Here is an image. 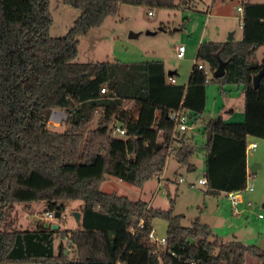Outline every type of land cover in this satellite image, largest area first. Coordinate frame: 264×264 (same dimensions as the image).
<instances>
[{
	"label": "trees",
	"instance_id": "1",
	"mask_svg": "<svg viewBox=\"0 0 264 264\" xmlns=\"http://www.w3.org/2000/svg\"><path fill=\"white\" fill-rule=\"evenodd\" d=\"M192 2L63 0L81 14L65 36L53 38L51 0H0V264H248L249 257L264 264L256 245L226 242L199 219L182 225L173 213L177 194L163 210L101 190L109 178L143 187L161 176L171 155L196 170L194 138L174 140L169 114L183 107L197 124L212 82L221 94L227 86L241 88L244 121L218 116L205 123V192L247 187L248 138L264 140V75L263 85H253L264 67V57H257L264 47V3L242 0L240 41L201 43L187 85L171 83L178 72L168 75L161 60L77 62L81 39L122 5L186 10ZM220 61L225 74L215 78ZM54 111L66 115L64 131L51 129ZM98 115L96 128L85 133ZM69 201L82 202L80 228L61 227ZM36 202L60 213L58 229L45 222L35 230L14 228L9 214L16 204ZM155 219L168 223L165 246L149 238ZM58 239L67 245L56 253Z\"/></svg>",
	"mask_w": 264,
	"mask_h": 264
},
{
	"label": "rangeland",
	"instance_id": "2",
	"mask_svg": "<svg viewBox=\"0 0 264 264\" xmlns=\"http://www.w3.org/2000/svg\"><path fill=\"white\" fill-rule=\"evenodd\" d=\"M249 1L264 3V0ZM241 6L242 0H193L191 8L186 10L122 5L117 16L108 17L102 26L93 29L88 36L81 39L77 62L102 63L119 60L123 63H135L161 60L166 64L167 71L178 72L176 78L179 84L187 85L196 64L201 39L204 42H226L234 32V40L242 39V12L238 10ZM50 11L53 17L50 35L53 38L65 36L81 14L80 10L65 5L63 0H51ZM186 18L188 22L184 26ZM181 45L186 47L187 52L183 59H178L177 49ZM234 87L227 86V91L231 89L227 94H221L220 86L216 83L212 82L207 87L206 113L197 124L190 125L191 131L187 132L189 135H196L197 154L191 158L196 170L188 171L186 165L180 164L171 155L161 176L143 187L109 178L102 183L101 190L126 196L134 201L141 200L153 208L163 210L171 207L169 196L175 197L177 194L173 213L182 216V225L192 226L199 219L202 223H208L214 233L226 242L236 240L264 250V144L260 139L248 140L258 142V148L248 152L249 162L252 164L261 156L263 165L258 173L249 172L248 185L254 186V192L243 193L240 214L234 213L225 192L219 195L207 194L204 186H198V180L203 177L205 170L204 155L200 152L206 143L203 122L218 116L224 117L226 122L244 121L243 112L238 110L244 105L243 94ZM98 117L99 115L87 126L85 133L96 128ZM65 119L64 113H57L53 121L49 122L51 129L64 131ZM180 178L184 182L180 183ZM247 201H251L253 206L248 207ZM67 204L61 227L76 229L78 223L74 213L80 209L82 202L69 201ZM46 213L45 204L36 202L16 204L9 215L14 219L15 229L35 230L39 222H51ZM53 222L58 224L60 220L55 218ZM167 227L166 220L155 219L156 237H166ZM62 243L67 245V241H56V253ZM248 264H256V260L249 257Z\"/></svg>",
	"mask_w": 264,
	"mask_h": 264
},
{
	"label": "built area",
	"instance_id": "3",
	"mask_svg": "<svg viewBox=\"0 0 264 264\" xmlns=\"http://www.w3.org/2000/svg\"><path fill=\"white\" fill-rule=\"evenodd\" d=\"M238 10L240 12H242V18L240 19V24L241 26H243V8L239 7ZM152 12H150L151 14ZM187 49L184 45L179 46L178 50H177V58L178 59H183L186 55ZM204 65L200 64L199 65V69H204ZM168 80L173 83V84H177V78L174 77H169ZM105 92V89L102 90V93ZM57 113H59L58 111H54L51 115L50 120L53 121V118L57 115ZM169 118L170 120L174 123V132H173V139L174 140H179L181 139L182 135H184L190 128L191 124V119L189 117V111H187L186 109H184L183 107H180L177 110L172 111L169 114ZM115 133L119 134V135H126V130L125 128L122 127H115ZM178 145V144H176ZM258 148V142L256 141H252L247 143V155L249 151L255 150ZM174 148L170 149V153H173ZM252 175V174H251ZM250 175V176H251ZM249 178V175H248ZM179 182L182 183L184 182L183 178L179 179ZM198 184L201 186H206L207 185V178L204 175L201 179L198 180ZM244 192H248V193H252L254 192V186H250L247 184V187L245 188V190L242 191H236V192H231L227 194L228 200L231 202L233 211L235 214H240V210H239V206L242 203L243 199H242V195ZM247 206L248 207H252L253 204L251 201H247ZM47 217L49 220H53L55 219V213L53 212H47L46 213ZM260 218H263V215H260ZM143 224L140 223V226H142ZM149 238L151 239V241L158 243L160 246H165L167 244V240L165 237L163 238H158L156 237L154 232H151L149 235Z\"/></svg>",
	"mask_w": 264,
	"mask_h": 264
},
{
	"label": "crops",
	"instance_id": "4",
	"mask_svg": "<svg viewBox=\"0 0 264 264\" xmlns=\"http://www.w3.org/2000/svg\"><path fill=\"white\" fill-rule=\"evenodd\" d=\"M211 13L209 12V15H210ZM241 19V18H240ZM240 26H241V24H240ZM241 29H242V26H241ZM243 30V29H242ZM231 34H233V39H235V35H236V32H234V33H231ZM243 35V34H242ZM204 42V40H200V44H199V47H200V45H201V43H203ZM199 49V48H198ZM178 50V49H177ZM260 50H262V53H259V51ZM257 57H258V59H259V61H261L262 59H263V57H264V47H261V48H259L258 49V51H257ZM177 82H178V80H177ZM179 83V82H178ZM235 88V90H237L239 93H241V94H243L242 93V90H241V88H239L238 86H235L234 87ZM231 90V89H230ZM230 90L229 91H227V93L228 92H230ZM226 93V94H227ZM243 109H244V105H243V107L241 106L238 110L240 111V112H243ZM230 111H232V110H230ZM243 115H244V113H243ZM224 118V117H223ZM224 120L226 121V119L224 118ZM204 123V125H205V121L203 122ZM193 126L195 125V124H192ZM188 131H191L190 130V128H189V130ZM187 131V132H188ZM185 133L189 138H194V142H195V137H196V135L195 134H193V135H189L188 133ZM204 137H205V135H204ZM251 138H254V137H249L248 138V140L249 139H251ZM261 142L264 144V141L263 140H261ZM196 143V142H195ZM202 148V147H201ZM201 151V150H200ZM249 155H247V162H248V171L250 172V167L252 166V165H258V167H256V172L254 173V174H256V173H258V171H259V169H261V167H262V157L260 156V157H258L257 159H256V161L254 162V163H250L249 162ZM205 175V170H204V172H203V176ZM197 186V185H196ZM198 186H201V185H199L198 184ZM205 187V190L207 189V187L206 186H204ZM209 194V193H208ZM210 194H213L212 192H210ZM213 195H215V194H213ZM226 195H227V193H226ZM81 206V205H80ZM76 212H79L80 213V211L78 210V211H76ZM82 216H81V213H80V221H77V223H78V227L77 228H80V226H81V223H82ZM51 222H47L45 225H49V224H56V222H53V220H50ZM205 224H208V223H205ZM209 225V224H208ZM76 228V229H77ZM73 229H75V228H73Z\"/></svg>",
	"mask_w": 264,
	"mask_h": 264
},
{
	"label": "water",
	"instance_id": "5",
	"mask_svg": "<svg viewBox=\"0 0 264 264\" xmlns=\"http://www.w3.org/2000/svg\"><path fill=\"white\" fill-rule=\"evenodd\" d=\"M232 39H233V34L230 35V37H229V41H231ZM173 72H176V71H173ZM171 74H172V71H169L168 75H171ZM224 74H225V66H224V63H223L222 61H220L219 67H218V68L216 69V71L214 72V77H215V78H219V77L224 76ZM263 75H264V67H263L262 70H261L256 76H254V78H253V85H254L255 88H258L260 85H263V84L261 83V79H262ZM256 167H258V165H252V166L250 167V171H251L252 173H255V172H256ZM60 216H61V215H60L59 212L55 213V218L59 219ZM74 216H75V218H76L77 221H80V213H79V212H75V213H74ZM52 228H53V229H58L59 226H58L57 224H53V225H52Z\"/></svg>",
	"mask_w": 264,
	"mask_h": 264
}]
</instances>
